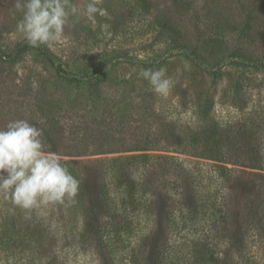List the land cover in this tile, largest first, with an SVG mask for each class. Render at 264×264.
<instances>
[{
    "label": "trees",
    "instance_id": "1",
    "mask_svg": "<svg viewBox=\"0 0 264 264\" xmlns=\"http://www.w3.org/2000/svg\"><path fill=\"white\" fill-rule=\"evenodd\" d=\"M175 1L180 14L191 12L190 1ZM248 2L251 18L264 20L260 0ZM158 3L139 0L137 8L142 17L151 20L156 16L150 13V7ZM156 22H152L153 31L164 35V28L169 31L165 38L174 29L178 32V26L165 18L158 21L160 25ZM193 29L200 32L196 25ZM207 38L215 41L212 36ZM26 49L42 55L56 72V81L48 87L36 83L23 88L11 83L8 76L0 77V114L7 122L23 119L24 114L35 117L29 123L41 129L48 151L61 156H89L64 158L74 176L78 178L87 170L86 176L93 178L92 192L89 178L81 180L75 203L85 226L84 242L102 243L109 248L110 243L119 244L131 237L141 241L145 249L156 239L155 264L249 263L252 247L256 242L264 243V164L260 158L264 143L257 133L262 123L243 121L236 131L232 127L218 131L213 122L207 129L196 126L190 135L191 158L176 156L165 144L174 133V126L169 123L159 125L168 136L160 142V129L135 136L131 126L126 128L131 116L120 113L124 103H114V112L96 109L98 100L92 82L105 73L103 70L73 73L62 68L63 64L56 61L48 47L34 48L27 42L11 53L0 50L1 60L12 66ZM190 60L198 65L195 59ZM238 61L248 68H264V59ZM84 89L95 106L87 110L94 115L85 114L77 119L71 112L83 100L77 101ZM114 113H119L118 123L104 122ZM207 114L206 109L198 112L199 116ZM110 153L117 155L107 156ZM13 207L0 197V248L12 264H32L31 247L36 249L52 237L64 238L60 225L65 220L60 213L62 207L49 210L43 217L34 214L28 221L19 208L13 211ZM59 260L53 256L47 264H62Z\"/></svg>",
    "mask_w": 264,
    "mask_h": 264
},
{
    "label": "rangeland",
    "instance_id": "2",
    "mask_svg": "<svg viewBox=\"0 0 264 264\" xmlns=\"http://www.w3.org/2000/svg\"><path fill=\"white\" fill-rule=\"evenodd\" d=\"M158 1L150 7V13L156 16L150 20L139 13V0H104L102 7L107 10L106 17L97 15L92 22L81 16L73 27L65 29L64 41L49 49L56 61L63 64L62 68L73 73L93 74L98 69L105 72L92 82L98 100L96 109L114 112V103H124L119 112L131 116L126 128L131 126L135 136L160 129L159 140L166 141L163 138L168 136L162 132L160 123L174 126V133L165 144L170 145L169 152L176 156L191 158V133L198 128L196 126L207 129L212 122L218 125V131L230 127L236 131L243 121L260 122L262 129L257 133L264 143V68H248L238 61L242 58L264 59V20L251 18L249 0H187L193 4L188 14H180L175 0ZM260 2L264 12V0ZM15 3L16 0H0V50L5 53L13 52L26 42L19 36L15 40L10 38L22 15L15 10ZM73 3L82 5L84 0H73ZM163 18L178 26V32L174 29L167 38L165 35L169 31L164 28V35L154 32L152 22L156 20L160 25ZM193 25L200 29L199 33ZM208 36L215 41L208 40ZM190 59L198 61V65ZM200 65L208 71H203ZM161 67L167 69V77L173 82L167 98L156 94L148 82L137 75L141 69ZM6 76L11 83L23 88L34 87L36 83L48 87L56 81L54 69L34 49H26L12 66L0 57V77ZM241 77L244 80H240ZM88 97L89 92L84 89L77 101L83 100L71 116L81 119L85 114L94 115L93 111L87 110L95 108ZM185 102L190 103L188 107L183 106ZM33 109L30 112H35ZM202 109L207 110L206 116L198 115ZM24 115L23 119L28 122L35 118ZM117 116L119 113H114L104 122L118 123ZM7 123L0 114V127ZM113 155L117 154L107 156ZM62 157L88 159L89 156ZM260 158L264 164V149ZM85 172L87 170L79 174L78 179L89 178L88 187L92 192L93 178ZM116 194L121 192L117 190ZM78 212L75 204L62 207L60 213L65 220L60 225L64 238L52 237L36 249L31 247L34 251H31L32 264H47L53 256L62 264H155L156 239L145 249H142L141 241L131 237L119 244L114 241L109 248H104L102 243L84 242L85 226L81 224ZM1 248L0 264H12ZM252 251L253 256L247 264H264V243L256 242Z\"/></svg>",
    "mask_w": 264,
    "mask_h": 264
},
{
    "label": "clouds",
    "instance_id": "3",
    "mask_svg": "<svg viewBox=\"0 0 264 264\" xmlns=\"http://www.w3.org/2000/svg\"><path fill=\"white\" fill-rule=\"evenodd\" d=\"M104 0H16L15 10L21 18L16 23L17 36L31 47L54 48L65 39V29L84 16L94 22L97 15L106 17ZM15 15V13H13ZM139 78L151 89L167 98L173 82L164 67L141 69ZM81 181L72 174L64 158L45 149L43 132L25 119L10 120L0 127V197L23 212L28 221L33 215L43 217L51 209L68 208L76 203Z\"/></svg>",
    "mask_w": 264,
    "mask_h": 264
}]
</instances>
